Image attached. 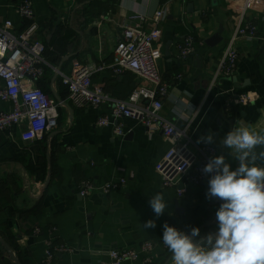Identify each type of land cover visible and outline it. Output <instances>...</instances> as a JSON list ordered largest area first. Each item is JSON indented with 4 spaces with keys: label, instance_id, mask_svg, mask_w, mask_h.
Wrapping results in <instances>:
<instances>
[{
    "label": "crops",
    "instance_id": "obj_1",
    "mask_svg": "<svg viewBox=\"0 0 264 264\" xmlns=\"http://www.w3.org/2000/svg\"><path fill=\"white\" fill-rule=\"evenodd\" d=\"M21 1L0 0V24L10 21L16 32L23 29L16 14ZM28 1L37 38L48 48V70L39 87L59 104V117L57 127L39 140H23L25 123L0 133V240L22 264H109L110 251L136 249L144 242L155 245L152 262L122 264H171V253L162 242L164 223L185 232L198 227L200 236H206L218 230L215 213L221 201L206 197L208 181L181 183V196L163 187L155 171L168 149L161 134L148 135L143 125L130 119L118 121L122 137L115 135L113 125L98 127L97 119L111 108L73 107L51 68L67 75L75 65L110 64L126 17L148 18L150 3L158 1L156 10H164L157 43L162 54L159 72L169 85L161 115L179 128L189 123L195 145L213 134L209 144L234 170L238 162L221 140L241 125L264 132V2L244 17L256 26V39L237 41L233 74L208 90L239 24L243 0ZM188 37L194 40V51L182 61L178 46ZM213 39V46H207ZM92 81L120 100L137 86H146L134 74L113 76L110 69ZM243 94H250L252 101L238 105L236 97ZM9 110L10 104L0 102V111ZM119 179L125 185L109 194L93 190L86 198L79 196L83 182L98 187ZM158 192L168 204L159 217L149 205ZM148 220L156 227L144 228ZM0 264H13L1 244Z\"/></svg>",
    "mask_w": 264,
    "mask_h": 264
},
{
    "label": "built area",
    "instance_id": "obj_2",
    "mask_svg": "<svg viewBox=\"0 0 264 264\" xmlns=\"http://www.w3.org/2000/svg\"><path fill=\"white\" fill-rule=\"evenodd\" d=\"M259 2L264 0H243L239 24L226 43L208 90L220 79L229 78L233 74L238 60L235 47L237 41L256 39V26L244 22V17L248 11L256 10ZM16 14L23 22L20 32L13 30L10 21L0 24V102L11 106L9 111H0V133L25 123L27 130L22 134L23 140H39L57 127L59 104L39 87L48 64L44 58L45 46L37 38L38 26L31 2L22 0L16 7ZM163 16L164 10L160 8L152 18L141 14L126 17L120 26L110 64L91 62L75 65L67 75L57 72L56 68L51 69L60 77L62 86L67 90V101L73 107L98 109L108 105L111 108L109 114L97 119L98 127L113 125L115 135L122 137L124 131L118 121L130 119L143 125L148 135L159 132L168 144V149L155 165V171L163 187L173 189L177 196H181L185 192L179 187L181 183L197 185L209 181L211 174L204 173L203 168L211 157L216 156V150L205 142L195 145L188 135L189 123L179 128L161 115L169 87L161 78L158 64L162 57L157 43ZM193 51L194 40L188 37L179 44L178 57L183 61ZM106 69H110L113 76L134 74L146 86H137L123 100L113 98L102 86L92 81L96 74ZM180 78V75L176 76L177 80ZM236 98L238 105L252 101L250 94ZM124 185L123 179L98 187L83 182L79 196L86 198L93 190L106 195ZM154 250L155 245L151 242H144L136 249L112 250L108 253L109 264L128 261L151 263Z\"/></svg>",
    "mask_w": 264,
    "mask_h": 264
},
{
    "label": "clouds",
    "instance_id": "obj_3",
    "mask_svg": "<svg viewBox=\"0 0 264 264\" xmlns=\"http://www.w3.org/2000/svg\"><path fill=\"white\" fill-rule=\"evenodd\" d=\"M201 142L212 143L213 134ZM221 144L238 166L233 170L218 155L203 168L211 174L206 197L221 201L215 213L218 230L201 237L198 227L185 232L165 222L162 242L171 264H264V132L237 126ZM149 205L157 217L168 208L161 192L151 196ZM143 227L155 228L156 223L148 220Z\"/></svg>",
    "mask_w": 264,
    "mask_h": 264
},
{
    "label": "water",
    "instance_id": "obj_4",
    "mask_svg": "<svg viewBox=\"0 0 264 264\" xmlns=\"http://www.w3.org/2000/svg\"><path fill=\"white\" fill-rule=\"evenodd\" d=\"M159 6V2L158 1H152L150 3V8H149V12H148V18H152L153 14L155 13L156 9ZM214 39L211 40L210 42H207L206 45L212 47L214 43ZM59 70L57 69V72ZM56 77V76H55ZM0 244L4 247L7 255L9 256L10 260L13 262V264H21L20 261L15 257L14 253L11 251V249L0 240Z\"/></svg>",
    "mask_w": 264,
    "mask_h": 264
},
{
    "label": "trees",
    "instance_id": "obj_5",
    "mask_svg": "<svg viewBox=\"0 0 264 264\" xmlns=\"http://www.w3.org/2000/svg\"><path fill=\"white\" fill-rule=\"evenodd\" d=\"M44 46H45V45H44ZM47 52H48V48H47V46H45V53H44V58H45V60H47V59H46V56H48V53H47ZM47 70H48V69H46V71H47ZM46 71H45V72H46ZM50 71H51V70H50ZM51 73H52V71H51ZM44 78H45V76H44ZM43 92L46 93L45 91H43ZM46 94H47V93H46ZM127 97H128V96H127ZM127 97H126V98H127ZM21 264H22V263H21Z\"/></svg>",
    "mask_w": 264,
    "mask_h": 264
}]
</instances>
